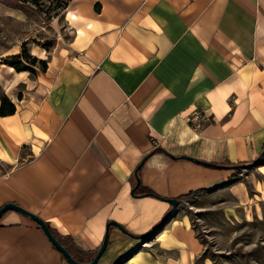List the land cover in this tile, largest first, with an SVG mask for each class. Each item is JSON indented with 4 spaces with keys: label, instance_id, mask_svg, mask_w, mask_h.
I'll return each mask as SVG.
<instances>
[{
    "label": "crops",
    "instance_id": "crops-1",
    "mask_svg": "<svg viewBox=\"0 0 264 264\" xmlns=\"http://www.w3.org/2000/svg\"><path fill=\"white\" fill-rule=\"evenodd\" d=\"M65 13L73 37L48 83L0 66L16 108L0 115V208L37 215L92 260L109 222L139 236L171 209L146 194L180 204L231 175L176 158L233 166L264 151V0H72ZM195 114L213 122L194 129ZM176 226L156 240L183 258ZM150 241L112 227L99 264H170L144 251ZM0 264L69 263L37 223L9 211Z\"/></svg>",
    "mask_w": 264,
    "mask_h": 264
},
{
    "label": "rangeland",
    "instance_id": "rangeland-1",
    "mask_svg": "<svg viewBox=\"0 0 264 264\" xmlns=\"http://www.w3.org/2000/svg\"><path fill=\"white\" fill-rule=\"evenodd\" d=\"M23 1L0 0V66L26 68L33 81L48 83L52 79L48 70L56 72L58 57L73 37L65 15L70 1ZM1 82L0 97L7 96ZM229 174L221 185L180 198L167 226L176 222L184 228L185 257L166 251L152 237L144 251L170 264H264V158L260 166ZM241 190L248 195L244 204L236 199ZM127 259L119 264H128Z\"/></svg>",
    "mask_w": 264,
    "mask_h": 264
},
{
    "label": "water",
    "instance_id": "water-1",
    "mask_svg": "<svg viewBox=\"0 0 264 264\" xmlns=\"http://www.w3.org/2000/svg\"><path fill=\"white\" fill-rule=\"evenodd\" d=\"M160 151L163 152L162 149H159ZM264 158V151L259 155V157L252 163L250 164H238V165H233V166H225V165H219V164H214V163H207V162H203L200 160H195L189 157H181V158H176V159H185L191 162H194L198 165L201 166H205V167H209V168H213V169H217V170H239V169H244L246 167H255V166H260L261 165V161ZM148 158H145L143 160V162L138 166V168L135 170V178H136V186L134 187L132 194L135 196V192L138 190V188L141 185V179L139 177V171L141 170V168L143 167L144 163L146 162ZM175 159V158H174ZM145 196L148 197H157L158 199H160L161 201H164L168 204L171 205V209L165 214V216L162 218V220L155 226V228H153L151 231L143 234V235H139V236H135L133 234H131L124 226L120 225L117 222L111 221L108 223L107 225V232L105 234V238L103 241V244L101 246V248L98 250V252L96 253L95 257L86 263H80L77 260H75V258L72 256V254L63 246V244L60 242L59 239H57L55 237V235L53 234L52 230L50 229L49 225L42 220L40 217H38L37 215L23 209L22 207L13 204V203H8L5 204L3 207L0 208V220L3 217L4 214H6L9 211H14L17 212L29 219H31L32 221H34L35 223H37L39 225V227L42 229V231L44 232V234L46 235V237L48 238V240L51 242V244L53 245V247L63 256V258L69 263V264H99L101 258L103 257V255L105 254L108 246H109V240H110V229L112 227L118 228L119 230H121L124 234L128 235L131 238H134L136 240H141L144 243L147 242L151 237L152 238H156L167 226V224L171 221V216L174 214L175 210L177 209V207L179 206V200L178 199H170V198H163L160 196H157L153 193H148Z\"/></svg>",
    "mask_w": 264,
    "mask_h": 264
},
{
    "label": "trees",
    "instance_id": "trees-1",
    "mask_svg": "<svg viewBox=\"0 0 264 264\" xmlns=\"http://www.w3.org/2000/svg\"><path fill=\"white\" fill-rule=\"evenodd\" d=\"M70 2L72 0H69ZM23 2H29V0H24ZM68 7V5H66V8ZM10 67H13L17 72H26L27 69L26 68H21L17 65H10ZM1 108H0V115L1 116H7V115H12L15 113L16 111V108H15V105L11 102V100L7 97V96H3L1 97ZM50 227V226H49ZM51 229V228H50ZM52 230V229H51ZM54 234V233H53ZM55 235V234H54ZM55 237L57 239H59V236L55 235ZM61 242V241H60ZM63 244V243H62ZM63 246H65L63 244ZM68 250V249H67ZM69 251V250H68ZM70 252V251H69ZM71 253V252H70ZM72 254V253H71ZM72 256L75 258V260H77L78 262L80 263H86V262H89L88 259L86 258H83V257H80L78 255H74L72 254ZM91 261V260H90Z\"/></svg>",
    "mask_w": 264,
    "mask_h": 264
},
{
    "label": "built area",
    "instance_id": "built-area-1",
    "mask_svg": "<svg viewBox=\"0 0 264 264\" xmlns=\"http://www.w3.org/2000/svg\"><path fill=\"white\" fill-rule=\"evenodd\" d=\"M213 122V118L208 114H195L189 119V123L194 129L201 130L206 124Z\"/></svg>",
    "mask_w": 264,
    "mask_h": 264
},
{
    "label": "bare ground",
    "instance_id": "bare-ground-1",
    "mask_svg": "<svg viewBox=\"0 0 264 264\" xmlns=\"http://www.w3.org/2000/svg\"><path fill=\"white\" fill-rule=\"evenodd\" d=\"M15 53H17L18 54V52L16 51Z\"/></svg>",
    "mask_w": 264,
    "mask_h": 264
}]
</instances>
